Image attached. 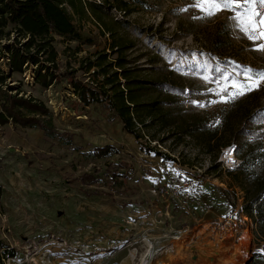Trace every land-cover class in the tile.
<instances>
[{
  "label": "rangeland",
  "instance_id": "374dc122",
  "mask_svg": "<svg viewBox=\"0 0 264 264\" xmlns=\"http://www.w3.org/2000/svg\"><path fill=\"white\" fill-rule=\"evenodd\" d=\"M84 1L104 13L80 19L67 7L81 40L54 35L59 73L102 90L105 77L89 64L107 54L103 67L119 71L113 46L121 45L126 68L174 90L145 93L142 101L157 100L162 111L137 123L136 138L106 103L83 106L66 83L45 89L33 68L11 75L3 88L46 104L61 136L0 125V241L17 252L0 250L4 264H247L263 244L241 213L231 142L249 116L264 113V85L229 104L211 103L219 97L209 89L243 68L264 70V52L234 27L232 12L199 18L194 0ZM6 62L0 53L7 72ZM255 120L249 124L264 135L262 118ZM205 128L219 130L210 148ZM255 141L264 148V137ZM107 146L110 155L95 156ZM114 164L124 168L112 180L104 171ZM97 170V182H83Z\"/></svg>",
  "mask_w": 264,
  "mask_h": 264
},
{
  "label": "trees",
  "instance_id": "16d2710c",
  "mask_svg": "<svg viewBox=\"0 0 264 264\" xmlns=\"http://www.w3.org/2000/svg\"><path fill=\"white\" fill-rule=\"evenodd\" d=\"M67 7L80 19L91 14L100 20V15L104 13L101 4L84 0H0V40H6V43L0 46V53L4 61H7L8 69L6 72L0 67V125L37 127L48 137L61 136L47 120L52 116V112L46 104L32 97L21 96L19 92L14 94L15 86L3 88L12 74H25L33 68L35 81L41 87L48 89L54 84L66 83L69 90L78 95L79 103L83 106L106 103L121 119L124 130L136 138L139 137L136 131L137 123L146 125L148 120L152 122L159 117L162 111L157 100L142 101L145 93L174 88L159 81L152 82V85L145 84L137 69L126 68V60L123 58L125 48L121 45L113 46L118 58L112 63L115 68L120 69L119 71L110 75L107 66L103 67L108 59L107 54L100 55L95 62L89 64L90 70L97 68L98 73L105 77L102 90L92 83H83L76 79L73 73H59L54 35L81 40ZM261 113L249 116L244 125L236 131L231 142L236 146L240 164L229 173L236 174L239 179L238 186L245 193L241 213L252 220L256 243L263 244L247 264H264V174L260 168L264 164V148L261 142L255 144V140L262 139L264 135L249 124L250 120L254 124L255 118ZM206 131L210 136L206 146L210 148L212 142L217 139L219 130L207 128ZM230 144L223 147L226 148ZM112 151L111 146L101 147L95 151V156L104 158ZM120 166L124 168L122 164L110 165L104 174L112 180L117 179L121 175ZM101 173L97 170L93 175L86 174L82 180L84 183H95ZM0 250H4L5 254L12 258L17 256V252L9 250L2 241ZM0 264H4L3 254L0 255Z\"/></svg>",
  "mask_w": 264,
  "mask_h": 264
},
{
  "label": "snow or ice",
  "instance_id": "6c2138e0",
  "mask_svg": "<svg viewBox=\"0 0 264 264\" xmlns=\"http://www.w3.org/2000/svg\"><path fill=\"white\" fill-rule=\"evenodd\" d=\"M189 7H194L203 14L199 18H210L222 11L232 12L230 19L234 22V27L254 43L256 51L264 52V0H194ZM203 79L209 81L211 78L205 75ZM217 83L218 87L209 91H214L219 100L211 103H234L264 85V70L243 68L242 73L224 76ZM191 102L199 107L205 106L198 101ZM260 116L261 122H264V113ZM226 155L230 157L231 151Z\"/></svg>",
  "mask_w": 264,
  "mask_h": 264
},
{
  "label": "water",
  "instance_id": "95a60500",
  "mask_svg": "<svg viewBox=\"0 0 264 264\" xmlns=\"http://www.w3.org/2000/svg\"><path fill=\"white\" fill-rule=\"evenodd\" d=\"M59 216H60V217L62 216V212L59 213Z\"/></svg>",
  "mask_w": 264,
  "mask_h": 264
}]
</instances>
